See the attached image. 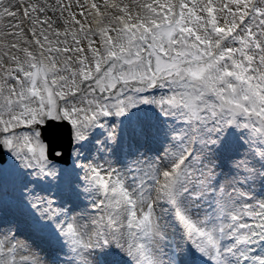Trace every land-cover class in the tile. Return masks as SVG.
<instances>
[{"label": "snow or ice", "instance_id": "snow-or-ice-1", "mask_svg": "<svg viewBox=\"0 0 264 264\" xmlns=\"http://www.w3.org/2000/svg\"><path fill=\"white\" fill-rule=\"evenodd\" d=\"M0 264H264V0H0Z\"/></svg>", "mask_w": 264, "mask_h": 264}, {"label": "water", "instance_id": "water-1", "mask_svg": "<svg viewBox=\"0 0 264 264\" xmlns=\"http://www.w3.org/2000/svg\"><path fill=\"white\" fill-rule=\"evenodd\" d=\"M58 131H59V129H57V128H55V127H53L52 129H50V133H51L52 135H56Z\"/></svg>", "mask_w": 264, "mask_h": 264}, {"label": "rangeland", "instance_id": "rangeland-1", "mask_svg": "<svg viewBox=\"0 0 264 264\" xmlns=\"http://www.w3.org/2000/svg\"><path fill=\"white\" fill-rule=\"evenodd\" d=\"M6 3L10 2V0H5ZM5 19L7 20V17H5Z\"/></svg>", "mask_w": 264, "mask_h": 264}]
</instances>
